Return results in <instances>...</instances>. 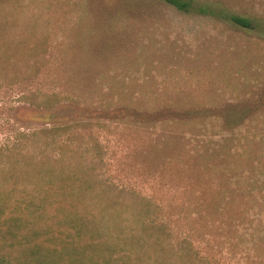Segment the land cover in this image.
I'll list each match as a JSON object with an SVG mask.
<instances>
[{"label": "rangeland", "instance_id": "1", "mask_svg": "<svg viewBox=\"0 0 264 264\" xmlns=\"http://www.w3.org/2000/svg\"><path fill=\"white\" fill-rule=\"evenodd\" d=\"M222 2L257 30L160 0H0V252L264 264V0Z\"/></svg>", "mask_w": 264, "mask_h": 264}, {"label": "trees", "instance_id": "2", "mask_svg": "<svg viewBox=\"0 0 264 264\" xmlns=\"http://www.w3.org/2000/svg\"><path fill=\"white\" fill-rule=\"evenodd\" d=\"M160 1L173 7L175 10L183 14H195L200 17H209L220 21H228L242 29L257 30L258 28L257 22H255L253 19L238 15L235 12L227 9V6L222 2V0H160ZM1 13L2 12L0 10V14ZM15 14H16L15 11H12V13L8 14L10 20L15 17ZM0 264H21V263L7 256L6 254L0 252Z\"/></svg>", "mask_w": 264, "mask_h": 264}]
</instances>
